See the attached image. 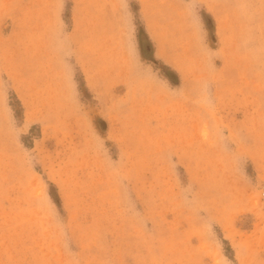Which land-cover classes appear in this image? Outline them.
<instances>
[{
  "label": "rangeland",
  "instance_id": "obj_1",
  "mask_svg": "<svg viewBox=\"0 0 264 264\" xmlns=\"http://www.w3.org/2000/svg\"><path fill=\"white\" fill-rule=\"evenodd\" d=\"M0 264H264V0H0Z\"/></svg>",
  "mask_w": 264,
  "mask_h": 264
},
{
  "label": "trees",
  "instance_id": "obj_2",
  "mask_svg": "<svg viewBox=\"0 0 264 264\" xmlns=\"http://www.w3.org/2000/svg\"><path fill=\"white\" fill-rule=\"evenodd\" d=\"M51 196L52 198L55 200V202L59 205L60 204V200L58 197H55L54 194L51 192Z\"/></svg>",
  "mask_w": 264,
  "mask_h": 264
}]
</instances>
